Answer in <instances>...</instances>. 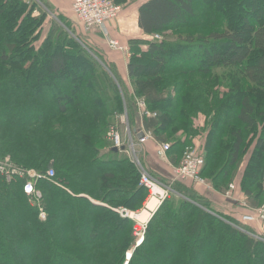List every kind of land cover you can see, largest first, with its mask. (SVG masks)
<instances>
[{
	"label": "trees",
	"instance_id": "obj_1",
	"mask_svg": "<svg viewBox=\"0 0 264 264\" xmlns=\"http://www.w3.org/2000/svg\"><path fill=\"white\" fill-rule=\"evenodd\" d=\"M111 1L121 13L107 24L119 27L135 1ZM240 1L242 12L236 0H141L124 74L105 48L71 36L68 16L46 0L41 5L56 17L44 37L48 12L25 0H0V156L25 169H54L51 179L37 182L42 219L28 203L25 179L7 181L0 173V264H124L127 251L126 264H264V242L202 209L192 190L209 187L190 180L173 183L190 201L165 200L135 245L133 221L114 209H142L148 191L106 137L123 112L135 121V98H142L156 113L142 120L155 139L140 152L150 174L159 175L154 165L163 162L155 142L170 144L174 166L194 144L213 189L224 193L234 182L232 194L261 205L264 3ZM61 59H69L66 68Z\"/></svg>",
	"mask_w": 264,
	"mask_h": 264
},
{
	"label": "built area",
	"instance_id": "obj_2",
	"mask_svg": "<svg viewBox=\"0 0 264 264\" xmlns=\"http://www.w3.org/2000/svg\"><path fill=\"white\" fill-rule=\"evenodd\" d=\"M72 12L77 20L82 24L84 29L93 30L101 32L107 46L116 51L122 52L127 58L130 56L129 47L125 44H122L118 39L111 37L110 33L107 30V23L111 20L117 18L121 13V6L115 4L111 0H72ZM154 38H159L158 34L154 35ZM136 109L139 118V128L138 132H143V137L137 139L135 142L132 139V135H128V142H125L123 130L115 123L110 126L107 131V138L110 140L112 147L117 149L127 150L129 155V160L136 166L139 171V183L143 185L148 191L149 198L156 199L157 207L161 202L168 196V193L172 191V183L163 182L160 179L153 177L148 171L145 165L141 162V157L137 151L136 146L138 144H143L147 140H153L154 136L150 130H146L143 126V118L145 116L152 117L156 113L150 111L144 99L136 98ZM119 122L127 123V115L121 114ZM128 130V127L126 128ZM157 145L156 155L165 162L168 161L167 151L170 148L168 142H155ZM131 152V154L129 153ZM204 165V157L199 152L197 145L191 144L187 145L183 151L182 159L180 163L176 166H173V176L172 181L175 180H190L195 184H203L209 187V184L202 176L201 171ZM0 173L4 176L7 181L15 180L16 178L25 179L23 183L24 193L31 199L39 202L42 199V192L37 187V182L39 179L48 178L51 179L54 176V169L49 167L45 172L35 170L33 168L25 169L15 165L9 156L1 157L0 156ZM234 185L229 184L228 190L225 192L227 197H232L231 190ZM147 200V199H146ZM148 201V200H147ZM147 201L144 204V209H146ZM247 206V205H246ZM43 209V207H42ZM40 208L39 216L43 218L46 216ZM155 209V210H156ZM121 216L128 218H133L134 211L128 210L127 208H115ZM155 210H150L151 214ZM249 212L241 215V221L244 223L247 222H264V201L263 203L256 208L249 207ZM143 223V222H140ZM259 239L264 240V230L261 233V236H256ZM144 239V236L141 234L136 240V245H139ZM129 258V255H127Z\"/></svg>",
	"mask_w": 264,
	"mask_h": 264
},
{
	"label": "rangeland",
	"instance_id": "obj_3",
	"mask_svg": "<svg viewBox=\"0 0 264 264\" xmlns=\"http://www.w3.org/2000/svg\"><path fill=\"white\" fill-rule=\"evenodd\" d=\"M25 1H27L30 5H32L33 3H36L37 4V6L42 10V11H46V12H48L49 14V17H48V22L49 23H45V25H43V28H42V33H41V37L43 36H45V34L47 33V31H48V29H49V26H50V18H55L56 16H55V14H54V12L52 13L51 12V10H49V11H47L46 9H45V7L44 6H42L41 4H42V1H44V0H25ZM47 1V0H46ZM133 1H136V0H133ZM237 1V3H236V6H237V10H239V11H244V7H245V5L240 1V0H236ZM263 3H264V0H263ZM60 4H66V5H68V4H70L71 6H72V0H61L60 1ZM71 8V11H70V13L72 14V16H71V18H68V20L71 22V27H72V30L74 31V33L70 30V34H71V36H73L74 38L76 37V39L78 40V41H81L80 40V38L81 39H83L84 41H86V42H88V43H90L89 42V40L90 41H92L91 39H90V32H92V30H86V29H84V27L82 26V24L77 20V18L74 16V14L72 13V7H70ZM56 12H59L58 10H55ZM34 13H36V10H34ZM60 13V12H59ZM239 16H241V14H239ZM129 17H131V15L129 14L128 15V18ZM55 20V19H54ZM241 20H242V18L240 17L239 18V22H241ZM133 25H132V22L130 23V24H128L127 25V29H128V32H134V26L132 27ZM130 27H132L131 29H129ZM212 27V26H211ZM213 28V27H212ZM197 29H199V27L198 26H196L195 28H194V30H197ZM95 33H96V31H94ZM204 32H206V31H204ZM80 36V37H79ZM89 39V40H88ZM105 41V40H104ZM103 40H101L100 42L103 44V46L109 51L110 49L108 48V46H107V44H106V42H104ZM93 42V41H92ZM91 44V43H90ZM100 48L98 45L96 46V48ZM191 55H193V56H195V55H199L198 53H196V51H191ZM63 59H61V62H60V66L62 67V68H66L67 66H68V63H69V59H65L64 61H62ZM72 71H70L69 73H71ZM217 72V70H215V73ZM71 77H72V80L75 82L76 80H77V78H76V74H73L72 73V75H71ZM54 79V78H53ZM53 79H50V80H53ZM43 83H47L48 84V82H46L45 80H43ZM57 89H58V92L59 93H62L63 91H61V89H60V87L57 85ZM136 99V98H135ZM122 114H125V115H127L126 114V112H123ZM119 118V120H120V117H118ZM118 118H117V121H116V124L119 126V128H121L122 130H123V133H124V138H125V142L127 143L128 142V135L129 134H131L132 135V131H133V128H135L136 127V124H135V121L133 122L132 120H131V123L129 122V120L127 121V123H122V122H119V120H118ZM128 119V118H127ZM128 127V130H126V128ZM137 128H138V125H137ZM107 137V136H106ZM132 139L135 141V142H137L136 140V138H135V135L133 136L132 135ZM136 148H137V151L139 152V154H140V152H141V149L143 150V147H142V144H138L137 146H136ZM121 150L122 151H124L125 152V154L129 157V155H128V152H127V150L126 149H124V147L123 148H121ZM130 154H131V152H129ZM6 156H9V155H5L4 157H6ZM10 157V156H9ZM11 158V157H10ZM130 158V157H129ZM12 161V160H11ZM151 175L153 176V177H155V178H157V179H159L157 176V174L155 173V171L152 173L151 172ZM169 181H171V183H172V186H171V188L173 189L172 191H170L169 193H168V196L161 202V204L165 201V200H169V199H172V200H174V201H177V200H179V198L180 199H186V200H188V201H190V199L187 197V196H185L184 194H181V193H179V192H177V191H175V189L173 188V183H174V181H172L171 179H166L164 182H169ZM55 183L57 184V182L55 181ZM230 184H233L234 185V182H232V183H230ZM57 185H59V187H61V185L60 184H57ZM63 186V185H62ZM64 188H65V186H63ZM209 187L210 188H212L210 185H209ZM66 189V188H65ZM213 189V188H212ZM234 189V188H233ZM233 189H230L231 190V195H232V190ZM207 192V190L205 189V188H203V187H198V186H196V188H193V190H192V192L193 193H195L196 195H198V197H200V198H202V200L204 201H199L198 199H197V201H194L195 203H197L202 209H204V210H208V211H210V213L212 212L213 214H215V215H218V217L219 216H221V215H219V214H222V216H224V217H226V221L228 222V223H230L231 225H233L234 227H236V228H238V229H240V230H242V231H244L246 234H248V235H250L251 237H253V238H255V239H257V237L256 236H261V234L260 233H257L256 231H254V230H252V229H250V228H247L246 227V225H244V222H242L241 221V219H239L238 220V215H236V216H232L231 215V213H224V211L222 210V208L221 207H217L216 205H212V204H210L206 199H203V198H205V194H204V192ZM218 192V191H217ZM221 194V193H220ZM28 199V203L29 204H31V205H35L36 207H37V211H38V214H40V208L42 209V207H43V209H42V212H44L45 214H46V212H45V209H44V206H43V204H42V201L40 200L39 202H37V201H35V200H33V199H31L30 197H28L27 198ZM147 200H149V199H151V198H149V195H148V192H147V198H146ZM146 200V201H147ZM219 200V198L218 197H216L215 199H214V201L215 202H217ZM263 201H264V199L262 200V203H263ZM203 203L206 205H203ZM261 203V204H262ZM142 209H144V207L142 208ZM235 210V209H234ZM139 211H141V209H139V210H135L134 211V214H133V218H130L132 221H133V223H134V230H133V234H134V236H135V243H136V240H137V238H138V236H140L141 234L143 235V236H145V233H146V228H147V224H148V221H149V219H147L146 221H140L137 217H136V214L139 212ZM250 210L249 209H246V211L245 212H240V214L242 215V214H245V213H248ZM118 213V212H117ZM233 214H237V213H233ZM120 215V214H119ZM214 215V216H215ZM121 216V215H120ZM40 217V216H39ZM123 217V216H122ZM125 217V216H124ZM41 218V217H40ZM150 218V217H149ZM236 218V219H235ZM42 219V218H41ZM140 222H143V223H140ZM247 223H255V224H258L257 222H247ZM254 231V232H253ZM259 239V238H258ZM262 242H264V240L263 239H260ZM134 243V244H135ZM136 245V244H135ZM127 252H130L131 253V251H127ZM127 252L125 253V261H124V264H126L128 261H129V258H127L126 257V254H127ZM7 258V257H6Z\"/></svg>",
	"mask_w": 264,
	"mask_h": 264
},
{
	"label": "crops",
	"instance_id": "obj_4",
	"mask_svg": "<svg viewBox=\"0 0 264 264\" xmlns=\"http://www.w3.org/2000/svg\"><path fill=\"white\" fill-rule=\"evenodd\" d=\"M60 1L61 0H47L48 4L51 5L54 10H58L60 13H63V15H66V16H68V18H71L72 14L70 13V11H71L70 7H72V6L70 4H68V5L60 4ZM140 1L141 0H137V1H135V3H131L130 9H129L130 11L127 10L124 14H122L119 27H116V26H110L109 27L108 26L109 23L107 24V30L110 33L111 37L118 39L122 44H125L128 47H129V45H128L129 35H131L132 32L131 33L128 32L127 25L132 22V25L134 26V31L138 32L137 27H136L137 26L136 25V9H137ZM129 14L131 15V17L128 18ZM132 27H130L129 29H131ZM89 34L91 35L90 39L93 41V42L91 41L93 44L105 48L103 46V44L100 42L101 40L104 41V37L102 36L101 32L96 31V33H95L92 30V32H90ZM104 52H105L104 56L108 60L114 61L119 66V68L122 70V72L125 74V65H126L128 58L120 51H116V50H112V49H110L108 51L105 48ZM135 123L136 124L138 123L137 110H136ZM135 138L137 139L136 136H135ZM142 157L144 158L143 161L146 162L148 167H150V168L153 167L154 161L151 159V157H149V156L145 157V155ZM159 162H160L159 165H154V166H157L156 171L159 174L158 175L159 178H161V180L169 179L171 169L174 165H172L169 162V159L166 162L164 160H163V162L162 161H159ZM167 164H170V165H167ZM227 190H228V188H226L224 191L226 192ZM225 192L220 194L217 192V190L211 189L209 187V188H207V192L206 191L204 192L205 199L210 204L216 205L218 208L221 207L222 210L224 211V213H227V214L231 213L232 216L238 215L237 217L239 220L240 216H241L240 212L246 211L245 206H246L247 201L239 193L237 196L232 194V197L229 198L226 196ZM216 197L219 198V200L217 202L214 201V199ZM233 213H237V214H233ZM244 225H246L247 228H250V229H252V230H254L260 234L264 230V222L260 223V224L244 223Z\"/></svg>",
	"mask_w": 264,
	"mask_h": 264
},
{
	"label": "bare ground",
	"instance_id": "obj_5",
	"mask_svg": "<svg viewBox=\"0 0 264 264\" xmlns=\"http://www.w3.org/2000/svg\"><path fill=\"white\" fill-rule=\"evenodd\" d=\"M157 207V201L156 199H149L147 201V205H146V209L141 210L140 212H138L136 214V217L140 220V221H146L147 219H149V217L151 216V212L150 210H155Z\"/></svg>",
	"mask_w": 264,
	"mask_h": 264
},
{
	"label": "water",
	"instance_id": "obj_6",
	"mask_svg": "<svg viewBox=\"0 0 264 264\" xmlns=\"http://www.w3.org/2000/svg\"><path fill=\"white\" fill-rule=\"evenodd\" d=\"M136 137L138 138V139H140L141 137H143V132L142 131H139V132H137V134H136ZM114 150H117V148H113Z\"/></svg>",
	"mask_w": 264,
	"mask_h": 264
}]
</instances>
